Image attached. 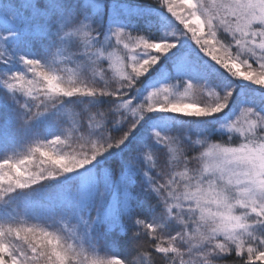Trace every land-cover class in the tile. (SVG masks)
Wrapping results in <instances>:
<instances>
[{
    "label": "snow or ice",
    "instance_id": "6c2138e0",
    "mask_svg": "<svg viewBox=\"0 0 264 264\" xmlns=\"http://www.w3.org/2000/svg\"><path fill=\"white\" fill-rule=\"evenodd\" d=\"M152 4L0 0V264H264V0Z\"/></svg>",
    "mask_w": 264,
    "mask_h": 264
},
{
    "label": "trees",
    "instance_id": "16d2710c",
    "mask_svg": "<svg viewBox=\"0 0 264 264\" xmlns=\"http://www.w3.org/2000/svg\"><path fill=\"white\" fill-rule=\"evenodd\" d=\"M147 3L150 4L152 8L156 9V11L153 12V18L156 21L154 24V35L160 37L166 34L169 31V29L173 30V25L169 19V15L163 9H159L157 5L152 4V0H147ZM190 55L193 59H197L193 56L194 53H191ZM161 72H164L165 75L166 73L169 72L174 73L175 68L172 67L170 64H165L162 62L160 65H157V72L154 75H152L149 78V80L146 82L158 84V82L162 81L163 77L165 76V75H161ZM223 83H225L226 85L229 84V82L227 81ZM245 91L248 93L250 97H253L250 91L248 90ZM206 99H207L206 97H200V100H206ZM0 155H3V153H0Z\"/></svg>",
    "mask_w": 264,
    "mask_h": 264
},
{
    "label": "rangeland",
    "instance_id": "374dc122",
    "mask_svg": "<svg viewBox=\"0 0 264 264\" xmlns=\"http://www.w3.org/2000/svg\"><path fill=\"white\" fill-rule=\"evenodd\" d=\"M169 31H172V29H169ZM188 43L191 44L190 41ZM191 48H192V51H190V54L191 53H194L193 56L195 58L199 59L200 57H203V54L202 53H199V50L195 48V45L194 44L191 45ZM203 59L205 61H208V58L207 57H204ZM207 70L208 71H211L212 74L214 76H216L222 82H225V81L229 82L228 80H225L224 77L219 76V74L215 70H213L211 68H208ZM164 79H166V75L163 77V80ZM245 90H248V89L245 88ZM251 94L255 98V97H257L259 95V92H251ZM200 97H203V96H199V95L196 96L197 99H200ZM35 163H38V161H36ZM21 199H22V197L20 195L13 194L12 201H11V204L10 205H0V220L10 218L12 215H14L15 213H14V209H13L12 205L15 204V203H17V202H19Z\"/></svg>",
    "mask_w": 264,
    "mask_h": 264
}]
</instances>
